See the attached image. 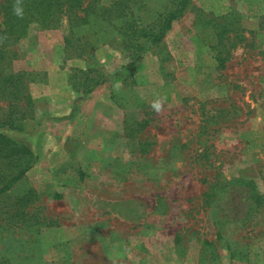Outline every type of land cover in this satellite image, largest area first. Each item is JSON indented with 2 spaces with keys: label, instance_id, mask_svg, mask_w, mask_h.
Wrapping results in <instances>:
<instances>
[{
  "label": "rangeland",
  "instance_id": "374dc122",
  "mask_svg": "<svg viewBox=\"0 0 264 264\" xmlns=\"http://www.w3.org/2000/svg\"><path fill=\"white\" fill-rule=\"evenodd\" d=\"M180 3L130 0L135 38L30 28L9 132L38 161L0 196V264H264V0H190L145 39Z\"/></svg>",
  "mask_w": 264,
  "mask_h": 264
},
{
  "label": "trees",
  "instance_id": "16d2710c",
  "mask_svg": "<svg viewBox=\"0 0 264 264\" xmlns=\"http://www.w3.org/2000/svg\"><path fill=\"white\" fill-rule=\"evenodd\" d=\"M189 2L190 0H181L178 7L162 18L160 29L148 30L145 39L154 42L161 40ZM16 7L22 9V15L16 14ZM0 14V101H6L8 106L5 117L0 119L1 196L21 180L38 161V155L29 140L9 132L23 130L16 120L31 115L27 107L32 103V96L26 78L23 72L12 70V61L19 53L17 48L30 28H56L64 21L72 33H77V30L88 25L94 18L102 16L107 20L128 18V29H131L134 38L143 30L138 29V20L134 17L130 0H4ZM139 40L135 39L134 42ZM136 54L135 58L143 56L139 47ZM103 82L104 80H96L92 84L85 82L81 87L82 92L91 93ZM14 114H19L20 117H13Z\"/></svg>",
  "mask_w": 264,
  "mask_h": 264
},
{
  "label": "clouds",
  "instance_id": "9594fccd",
  "mask_svg": "<svg viewBox=\"0 0 264 264\" xmlns=\"http://www.w3.org/2000/svg\"><path fill=\"white\" fill-rule=\"evenodd\" d=\"M14 10H15V12H16L17 15H22L23 14L22 9L20 7H16ZM154 106L156 108H159L160 107V104L157 102Z\"/></svg>",
  "mask_w": 264,
  "mask_h": 264
}]
</instances>
